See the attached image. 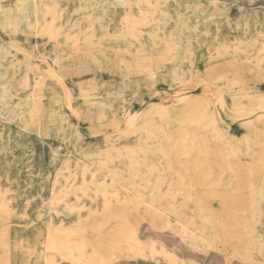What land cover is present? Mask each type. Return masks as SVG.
Segmentation results:
<instances>
[{"label": "rangeland", "instance_id": "rangeland-1", "mask_svg": "<svg viewBox=\"0 0 264 264\" xmlns=\"http://www.w3.org/2000/svg\"><path fill=\"white\" fill-rule=\"evenodd\" d=\"M139 1L0 0V264H264V0ZM210 123L254 155L220 173Z\"/></svg>", "mask_w": 264, "mask_h": 264}, {"label": "bare ground", "instance_id": "bare-ground-1", "mask_svg": "<svg viewBox=\"0 0 264 264\" xmlns=\"http://www.w3.org/2000/svg\"><path fill=\"white\" fill-rule=\"evenodd\" d=\"M115 1V0H113ZM131 1V0H130ZM142 1V0H140ZM139 1V2H140ZM144 1V0H143ZM151 1V0H150ZM157 1V0H156ZM118 2V1H117ZM154 2V1H153ZM125 3V2H124ZM137 3V2H136ZM115 4V3H114ZM119 4V3H118ZM136 5V4H135ZM139 5V4H138ZM157 5V4H156ZM162 5V4H161ZM125 6V5H124ZM134 7V6H133ZM132 7V8H133ZM150 7V6H149ZM158 7V5H157ZM160 7V6H159ZM138 9V8H137ZM148 9V8H147ZM133 10V9H132ZM155 10V9H154ZM49 12V10L47 11ZM145 13V12H144ZM151 14V13H150ZM139 16V15H138ZM143 17V15H141ZM147 16V15H146ZM134 18V17H133ZM139 18V17H138ZM124 19V18H123ZM126 19V18H125ZM144 19V17H143ZM150 20V19H149ZM124 21V20H123ZM140 21V20H139ZM125 22L127 23V21L125 20ZM130 22V21H128ZM125 23V24H126ZM131 24H134V23H131ZM130 24V25H131ZM135 24H139V22L135 23ZM135 24L132 26L134 28ZM123 25V24H122ZM121 25V26H122ZM126 26V25H124ZM50 27V25H49ZM127 27V26H126ZM129 27V26H128ZM123 28V27H122ZM132 28V30H133ZM52 29V28H51ZM123 31V30H122ZM135 33V32H133ZM126 35V34H125ZM135 36V35H134ZM126 37V36H125ZM195 69V68H194ZM180 70V69H178ZM196 70V69H195ZM193 71V70H192ZM180 72V71H179ZM173 73V71L171 72ZM182 73V72H181ZM186 77V76H185ZM187 78V77H186ZM189 79V78H188ZM239 79V78H238ZM201 81V80H200ZM239 81V80H238ZM171 82V81H170ZM178 82H181V81H178ZM199 82V81H198ZM182 84V83H181ZM187 84V82H186ZM190 84V83H189ZM222 86V85H221ZM229 86V85H228ZM225 88V87H224ZM237 88V87H236ZM235 88V89H236ZM235 91V90H234ZM92 98V97H91ZM86 100V99H85ZM217 106V105H216ZM257 106L259 108H262L264 107V97L262 98H259L257 100ZM188 108V107H187ZM200 109V108H199ZM199 109L197 108H191V111L188 112V115L190 117L195 118V116L197 117H201V118H204L206 119V121H210L212 118H213V115H207L206 113H203L200 114V111ZM198 110V111H197ZM223 111L225 112V114L227 116H230L233 112H240V113H244V112H247L246 108L243 107L242 105H238V106H230L228 108H223ZM196 112V113H195ZM190 113V114H189ZM198 114H200V116H198ZM146 122H144L145 124ZM131 125V124H130ZM210 127H208V130L206 133L207 135H209V140H210V143H211V151H212V148L216 147L218 148L217 151L220 153V155H222L223 157V163L222 165H217L218 167L220 166L221 168H219L220 170V173H223L226 169V167H228V165L231 163V162H237V161H240L243 159L244 156H253L254 155V150L252 148V146L249 144V138L247 137H244L243 138V141H245V147H242L240 148V146L238 147V145L236 144V141H233L232 138H229V136L226 134V132L224 133L223 130H220L218 129L217 126H213L211 123L209 124ZM200 126V125H199ZM164 129V128H163ZM196 132H199V133H203L205 132L206 130H203L202 128H195ZM221 131V132H220ZM233 141V143L231 142ZM229 142H231L232 144L231 145H228ZM84 145V144H83ZM231 146V147H229ZM231 150V152H230ZM230 152V154H229ZM125 156L127 158V161H126V164L123 168H118V170L116 169H108L107 170V175L110 177L109 180L111 181L110 185L112 183H123L126 187V189L128 188H134L136 194H133L132 196V199L134 198H138V194L144 196L146 195L147 193L146 192H150V197L152 196L154 198V196L156 195H159L160 194V191L161 189L159 188V186H153L152 182H149V181H146L143 182L144 180V177L141 178V176H139L138 174L136 173H132V171H134L136 168H139L141 166V162H143L144 160L146 161L147 159L145 158L146 155L144 156L143 154H139V153H136L134 152L133 153V150H130L128 153H125ZM108 159V163H111V159L110 158H107ZM212 161V159H211ZM211 163V162H210ZM213 163V162H212ZM211 163V165H212ZM214 165V164H213ZM225 167V169H224ZM155 169L157 170L158 167L156 165L155 167V164L154 165H151L149 167V170L151 171H155ZM161 172V171H160ZM159 172V173H160ZM156 173V172H155ZM163 174H166V170H164V173ZM160 176H162V174L160 173ZM159 176V177H160ZM140 177V178H139ZM188 178H184V181H187ZM262 179V178H261ZM260 178H258L256 181H253V180H248V185H250V193L249 195L252 196L251 197V200L248 201L250 207L252 209H255L257 207V205L260 203V202H264V191L261 192V187L263 186L264 187V183H263V180H261ZM188 182V181H187ZM139 183H144V184H140ZM188 184V183H187ZM186 184V186H187ZM257 188V190H255ZM139 189L141 190V192L139 191ZM149 189V190H148ZM144 190H148L146 192H144ZM144 194V195H143ZM149 195V194H148ZM151 197L150 201H149V205H152V204H157L156 203V200H153V198ZM141 199L142 201H144L145 203H147V200H144L143 198H139ZM108 206V203L105 202L104 205H103V208H107ZM153 206V205H152ZM169 207V206H168ZM74 208V207H73ZM169 209L171 210H175L177 208H172V207H169ZM67 210V209H66ZM53 212V211H52ZM177 215H182L184 216L185 215V212H180V211H177ZM157 214V213H156ZM179 217V216H178ZM197 216L196 215H193L191 214V218L188 219L187 222H182V221H179L183 228L186 230V231H190V233H192L194 230L197 229L196 227V224H195V218ZM147 220V219H146ZM163 221V220H162ZM171 223V222H170ZM171 225V224H170ZM164 228V227H163ZM127 229V228H126ZM129 230V229H128ZM173 234V233H172ZM175 234V233H174ZM187 234V233H186ZM184 234V236L186 235ZM187 236V235H186ZM185 236V237H186ZM195 236V234H194ZM185 239V238H184ZM187 240V239H186ZM199 240V239H198ZM184 241V240H183ZM117 242V241H116ZM194 242V241H193ZM195 244V243H194ZM86 242L84 241L81 245L77 246V249H81L83 247H86ZM107 245V244H106ZM109 245V244H108ZM113 246V243L111 244ZM173 247V246H172ZM204 247V246H203ZM74 248V247H73ZM117 248V247H116ZM133 248V247H132ZM152 248V247H151ZM188 248V247H187ZM199 248V247H198ZM115 249V248H114ZM191 249V248H190ZM176 250V249H175ZM195 250V249H193ZM197 250V249H196ZM65 251V250H64ZM178 251V250H177ZM200 251V250H199ZM72 252V251H71ZM198 252V250L196 251ZM68 253V252H67ZM143 253V252H142ZM141 254V253H140ZM82 253L79 254V256H75L73 255L72 256V262H74L75 264L79 263V261L82 259ZM170 258V257H169ZM168 259V258H167ZM106 260V254H102L99 252L98 248H93L92 250V253H91V256L89 257L88 261H91L92 263L94 262H98V263H102L103 261ZM108 260V259H107ZM183 262V261H182Z\"/></svg>", "mask_w": 264, "mask_h": 264}]
</instances>
